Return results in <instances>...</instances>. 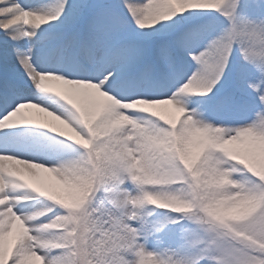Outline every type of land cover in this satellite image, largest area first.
<instances>
[{
	"label": "snow or ice",
	"instance_id": "6c2138e0",
	"mask_svg": "<svg viewBox=\"0 0 264 264\" xmlns=\"http://www.w3.org/2000/svg\"><path fill=\"white\" fill-rule=\"evenodd\" d=\"M0 264H264V0H0Z\"/></svg>",
	"mask_w": 264,
	"mask_h": 264
}]
</instances>
